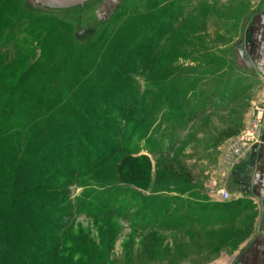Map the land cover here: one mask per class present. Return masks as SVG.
<instances>
[{"label":"rangeland","instance_id":"1","mask_svg":"<svg viewBox=\"0 0 264 264\" xmlns=\"http://www.w3.org/2000/svg\"><path fill=\"white\" fill-rule=\"evenodd\" d=\"M263 79L264 0H0V264L235 248L212 186L224 142L264 122Z\"/></svg>","mask_w":264,"mask_h":264},{"label":"crops","instance_id":"2","mask_svg":"<svg viewBox=\"0 0 264 264\" xmlns=\"http://www.w3.org/2000/svg\"><path fill=\"white\" fill-rule=\"evenodd\" d=\"M258 92L261 96L257 103L264 105V81ZM240 134L225 141L222 149ZM220 161L221 154L217 164L221 172L219 179L226 180L228 187L236 189L231 193L232 200L227 202L235 203L237 208L235 221L223 229L236 231L233 243L237 246L229 247V251H222L216 258H202V263L195 264H264V142L247 152L233 169L222 168ZM243 200H248L250 204L242 205Z\"/></svg>","mask_w":264,"mask_h":264},{"label":"built area","instance_id":"3","mask_svg":"<svg viewBox=\"0 0 264 264\" xmlns=\"http://www.w3.org/2000/svg\"><path fill=\"white\" fill-rule=\"evenodd\" d=\"M260 121V126H251V129L245 130L235 140H232L223 147L220 161L222 168L226 166L232 169L235 168L245 157L247 152L255 149L257 144L264 142V122L263 119ZM212 193L215 194L220 201H229L232 198L226 180L215 179L213 181Z\"/></svg>","mask_w":264,"mask_h":264},{"label":"water","instance_id":"4","mask_svg":"<svg viewBox=\"0 0 264 264\" xmlns=\"http://www.w3.org/2000/svg\"><path fill=\"white\" fill-rule=\"evenodd\" d=\"M34 5L43 10L49 11H65L83 6L93 0H32ZM243 44H240V51L242 58L248 65H251V61L248 55L244 52Z\"/></svg>","mask_w":264,"mask_h":264},{"label":"trees","instance_id":"5","mask_svg":"<svg viewBox=\"0 0 264 264\" xmlns=\"http://www.w3.org/2000/svg\"><path fill=\"white\" fill-rule=\"evenodd\" d=\"M42 10H43V9H42ZM48 11H49V10H48ZM42 38L44 39V41L42 40V41H43L42 44L38 41V42H37V45H38V46H40V44H41V46H43V44H44L45 42H48V41L50 40V36H46V37H45V35H42L40 39H42Z\"/></svg>","mask_w":264,"mask_h":264}]
</instances>
